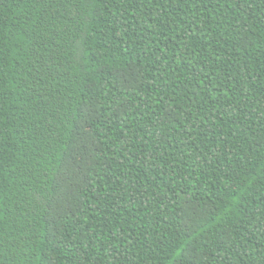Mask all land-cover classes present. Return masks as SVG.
I'll use <instances>...</instances> for the list:
<instances>
[{
  "label": "trees",
  "instance_id": "16d2710c",
  "mask_svg": "<svg viewBox=\"0 0 264 264\" xmlns=\"http://www.w3.org/2000/svg\"><path fill=\"white\" fill-rule=\"evenodd\" d=\"M257 45L264 0H0V264H264Z\"/></svg>",
  "mask_w": 264,
  "mask_h": 264
},
{
  "label": "snow or ice",
  "instance_id": "6c2138e0",
  "mask_svg": "<svg viewBox=\"0 0 264 264\" xmlns=\"http://www.w3.org/2000/svg\"><path fill=\"white\" fill-rule=\"evenodd\" d=\"M256 47H259L260 48V54L261 56H264V47H261L260 45H257ZM205 79H208V77H205ZM123 103V102H121ZM157 104H159V101H156ZM204 123L206 124L207 121L205 120Z\"/></svg>",
  "mask_w": 264,
  "mask_h": 264
}]
</instances>
